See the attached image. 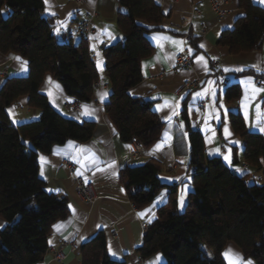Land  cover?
Masks as SVG:
<instances>
[{
  "label": "trees",
  "instance_id": "1",
  "mask_svg": "<svg viewBox=\"0 0 264 264\" xmlns=\"http://www.w3.org/2000/svg\"><path fill=\"white\" fill-rule=\"evenodd\" d=\"M238 1L244 15L217 43L233 56L260 50L264 42V8L255 0ZM120 2L127 10L117 22L123 38L104 52L110 87L105 109L124 142L135 138L148 149L160 139L164 122L151 102L131 97L129 90L143 79L142 61L154 52L147 35L160 29L165 15L154 0ZM44 10L43 0H0V52L14 53L30 66L28 76L8 78L0 89V218L7 222L0 229V264L42 262L53 226L69 214L67 197L45 190L39 153L48 154L69 141L89 142L98 130L94 122L80 123L56 111L40 91L50 75L68 96L85 103L99 81L88 41L60 42L55 21ZM214 74L223 77L218 70ZM225 92L228 102L241 96L237 83L227 84ZM20 97L40 111L37 120L13 123L8 108ZM181 116L189 131L194 190L181 211L177 186L171 188L137 253L143 259L161 253L165 264H227L223 250L232 242L245 258L264 264V184L250 183L247 173H234L221 159L208 158L202 134L192 129L186 102ZM231 123L244 142L245 162L264 174V135L249 132L240 114H232ZM160 171L161 165L152 160L123 169L121 182L136 208L150 205L165 188ZM80 260L127 264L109 256L103 232L82 246Z\"/></svg>",
  "mask_w": 264,
  "mask_h": 264
},
{
  "label": "crops",
  "instance_id": "2",
  "mask_svg": "<svg viewBox=\"0 0 264 264\" xmlns=\"http://www.w3.org/2000/svg\"><path fill=\"white\" fill-rule=\"evenodd\" d=\"M43 1L44 16L54 19V33L60 42H78L80 39L75 33L79 21L86 13L93 15L88 46L99 81L91 100L85 103L68 96L62 84L50 75L40 89L56 111L80 123L94 122L98 130L89 142L69 141L54 146L48 154L39 153L40 176L46 182V192L66 196L69 208L68 216L53 226L48 254L39 264H81L82 246L99 232L105 234L108 254L113 260L127 264H165L161 253L143 259L137 249L144 243V224L149 226L157 218L158 210L169 200L171 188L177 186L181 211L185 210L194 190L189 131L181 116L184 102L188 105L192 129L202 134L208 158L221 159L232 171L247 173L249 179L256 175L259 179L258 173L264 176L245 162L244 142L231 123V115L240 114L249 132L264 135V42L260 50L236 56L231 55L227 47L218 46L222 34L233 30L236 21L244 15L238 0H177L175 4L169 0H154L161 6L165 19L159 30L147 35L154 52L142 61L143 79L129 90V95L151 102L164 128L158 142L144 148L140 157L131 161L130 143L119 137L105 109L110 100V87L104 52L122 40L117 22L119 16L127 12L126 8L120 0H87L83 6H78L74 0ZM214 2L224 12L221 20ZM255 2L264 8V0ZM204 26L207 30L202 35L200 31ZM99 45L105 48L100 50ZM181 51L192 57V69H176V54ZM216 70L223 77L215 76ZM29 72L27 60L14 53L0 52V89L8 78L26 77ZM257 78H262L263 83L256 84ZM189 82L196 86L183 89ZM232 83L239 84L241 96L237 101L228 102L225 89ZM105 92L108 95L102 99ZM75 105L80 106V111L74 110ZM8 113L14 124L37 120L40 116L38 109L29 106L27 97H20L8 108ZM235 155L238 164L234 163ZM150 160L161 165L158 177L165 188L150 205L138 209L128 198L121 174L126 167ZM68 163L75 166L73 172ZM78 179L92 184L99 197L97 201L81 199L77 192ZM6 225L0 218V229ZM229 250L238 254L244 264L249 260L256 264L245 258L232 242L223 250L227 264L231 256L226 258L225 253Z\"/></svg>",
  "mask_w": 264,
  "mask_h": 264
},
{
  "label": "built area",
  "instance_id": "3",
  "mask_svg": "<svg viewBox=\"0 0 264 264\" xmlns=\"http://www.w3.org/2000/svg\"><path fill=\"white\" fill-rule=\"evenodd\" d=\"M74 1L76 2L78 6H83L87 0H74ZM169 1L172 4H175L177 2V0H169ZM214 8L216 12H218L219 20H221L224 16V12L220 9L218 4L215 2H214ZM92 21H93V15H90L89 13L84 14L78 23L75 37L79 38L80 40L88 41L90 33L92 32ZM206 30L207 29L204 26L202 30L200 31V34L204 35ZM187 39H189V37H187ZM66 42H69V41H66ZM104 48H105V45H99L100 50H103ZM193 66H194L193 59L188 53H186L185 51H181L176 54V69L189 70V69H192ZM255 82L256 84L260 85L263 83V79L257 78ZM193 86H196V83L189 82L184 85L183 89L191 88ZM74 110L76 112L80 111V106L75 105ZM130 146H131L130 158H131V161H134L140 157V155L143 152L144 147L139 142V140L135 138L130 142ZM67 166L71 172L74 171L75 166L73 164L68 163ZM77 192L79 196L81 197V199L85 202H94V201H97L99 198L92 184L85 182L82 179H78ZM144 228L147 230L148 226L144 224Z\"/></svg>",
  "mask_w": 264,
  "mask_h": 264
},
{
  "label": "snow or ice",
  "instance_id": "4",
  "mask_svg": "<svg viewBox=\"0 0 264 264\" xmlns=\"http://www.w3.org/2000/svg\"><path fill=\"white\" fill-rule=\"evenodd\" d=\"M45 2L47 3L48 2V0H45ZM59 23V22H58ZM17 59H19V58H17ZM199 59H203V57H200ZM26 63V62H25ZM258 67V70H259V66H257ZM238 70H240V71H242V69H238ZM250 80H251V78H250ZM254 91H255V89H254ZM108 95V93H103L102 94V99H103V97L104 96H107ZM197 95H199V94H197ZM227 131V130H226ZM226 159H227V157H225ZM43 159V158H42ZM237 171H239V169H237ZM180 203H181V205H183V197H181V201H180ZM149 222H151V221H149ZM57 228H58V226H56ZM110 251H111V249H110ZM225 256H226V258L227 257H229V256H231V259H230V264H244V262L242 261V258L241 257H239V255L238 254H234V253H232L231 252V250H229L227 253H225ZM160 258L159 257H157V260H159ZM246 264H252V261L251 260H249V261H247L246 262Z\"/></svg>",
  "mask_w": 264,
  "mask_h": 264
},
{
  "label": "rangeland",
  "instance_id": "5",
  "mask_svg": "<svg viewBox=\"0 0 264 264\" xmlns=\"http://www.w3.org/2000/svg\"><path fill=\"white\" fill-rule=\"evenodd\" d=\"M258 177L263 178V180L261 181L260 178H257V175L255 177H252L251 179H249L250 183H257V184H264V176H262L261 174L258 173Z\"/></svg>",
  "mask_w": 264,
  "mask_h": 264
},
{
  "label": "water",
  "instance_id": "6",
  "mask_svg": "<svg viewBox=\"0 0 264 264\" xmlns=\"http://www.w3.org/2000/svg\"><path fill=\"white\" fill-rule=\"evenodd\" d=\"M235 173V172H234Z\"/></svg>",
  "mask_w": 264,
  "mask_h": 264
}]
</instances>
